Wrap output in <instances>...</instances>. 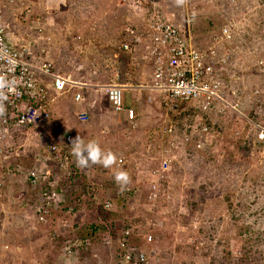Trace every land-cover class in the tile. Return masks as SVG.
Masks as SVG:
<instances>
[{"label": "rangeland", "instance_id": "rangeland-1", "mask_svg": "<svg viewBox=\"0 0 264 264\" xmlns=\"http://www.w3.org/2000/svg\"><path fill=\"white\" fill-rule=\"evenodd\" d=\"M191 4L200 6L192 9ZM7 11L14 40L32 42L36 57L43 50H52L58 70L64 75L70 70L68 75L73 78L82 77L76 67L90 69L91 62L98 65L103 79L109 77L112 73L100 61L109 58L110 49L120 51L122 43H134L135 37L127 33L128 29L137 30L144 39L148 23L170 19L182 31H188L195 43L194 37L211 21H225L216 34L228 26L238 39L233 40L236 52L229 70L239 73L245 81L234 82L228 77L230 85L237 95H257L251 98L252 103L246 101L237 108L244 117L222 105L206 115L194 105L185 106L186 116L178 122L186 119L207 123L210 135L203 149L189 152L191 146L180 145L173 150L176 160L161 175L154 173L162 157L158 144L150 142L149 132L153 136L165 114L159 92L153 90L152 104L149 101V106L140 107L136 130H129L127 123L114 122L111 117L103 124L112 129L108 134L101 133L97 143L117 159L124 156L129 183L133 182L132 188L138 193L129 208L117 205L114 213L133 226L135 237L141 238V243L152 252L149 264H264V149L259 150L252 143L247 151L244 144L249 140L247 119L264 122V0H187L183 6L175 5L174 0H23L18 6L9 5ZM247 43L253 49L256 44L261 49L252 62L255 65L248 62L249 55L238 46ZM118 51L113 52L112 59L119 65L121 61L127 63L121 52L116 55ZM143 72L134 76L146 83L148 73L152 72L149 64ZM68 98L72 99V95L67 94L62 100ZM228 98L229 104L234 105V96ZM222 108L221 113L218 110ZM253 110L255 118L249 115ZM171 116L175 114L170 113ZM61 117L64 121V115ZM98 128L101 131L105 126L94 124L90 130ZM48 136L46 139L50 140ZM36 140L39 139L33 134L21 156L13 158L34 157L37 148L47 142ZM3 152L0 148V264L64 263L61 249L66 236L74 233V228L79 231L96 212L77 203L75 215L55 212L48 224L41 225L31 208L22 204V199L28 200L30 195L31 200L35 193L25 196L20 192L26 193L28 188L20 175L7 177ZM123 164L116 162L111 168L93 165L84 169L86 172L77 168L87 174L89 182L99 178L100 182L93 185L98 186L101 180L123 170ZM156 184L159 196L154 201L148 195ZM141 192L147 195L146 199L140 197ZM163 209L167 211L163 213ZM248 230H253L252 234ZM146 234L153 236V242L144 241Z\"/></svg>", "mask_w": 264, "mask_h": 264}, {"label": "built area", "instance_id": "built-area-1", "mask_svg": "<svg viewBox=\"0 0 264 264\" xmlns=\"http://www.w3.org/2000/svg\"><path fill=\"white\" fill-rule=\"evenodd\" d=\"M22 2L23 0H0V75L17 80L15 91L7 93V112L5 116L0 117V148L4 150L3 160L7 175L14 172L23 174L29 187L26 188V193L24 190L22 193H35L31 200L23 199V207L31 208L36 221L46 225L61 205L62 189L59 181L52 178L53 164H56L59 172L65 176L77 174L66 147L46 139V135H50L52 122L50 106L53 100L50 95L52 93L59 96L74 88H81L83 84L71 76L59 73L55 62L49 56V51L43 50L41 56L36 57L32 42L14 40L7 9L9 5L15 7ZM189 20L187 19L188 22ZM147 26L144 39L141 38L142 34L138 36L137 30L128 29L127 33L133 35L135 41L122 43L119 50L128 57L130 65L137 63L139 58L150 65L152 74L145 86L163 96L162 106L165 114L155 132L160 135L157 148L162 158L158 169L154 171L155 174L161 175L168 171L176 160L173 150L179 149L180 145L183 148L193 145L197 149H203L210 135L207 123L189 122L186 119L179 123L174 118L186 113L185 106L194 105L205 115L219 105L238 112L237 108L243 102L252 103L251 98H256L257 95H237L227 83L228 77L234 82H245L243 76L229 70L233 54L236 52L230 27H223L220 33L214 36V41L209 47L199 49L191 34L172 24L170 19H157ZM132 87L130 82L119 83L115 79L114 83L105 85V90L113 110L124 116L129 130H136L139 126L137 110L128 107L125 98L126 91ZM231 95L234 96V105L229 104L228 97ZM76 97L80 99L81 95ZM248 97L250 99L246 100ZM223 108L218 111L221 112ZM170 113L175 116L170 117ZM238 114L244 117L243 113ZM82 120H88V116L83 115ZM247 121L249 124L245 128L246 135L249 138L256 137L257 141L264 143V122L254 123L251 119ZM33 134L40 141L47 142L37 148L32 166L13 164V156H21L26 142L31 140ZM116 162L119 166L123 164L124 156L119 157ZM39 164L42 165L41 168L38 167ZM102 187H91L90 192H87L89 197H92L97 206L103 205L108 211H117L118 203L107 199L105 195L102 196ZM158 196V185H152L148 197L155 201ZM162 211L165 213L167 209ZM69 212L71 216L73 209L70 208ZM73 230L75 232L77 228ZM134 237V228L130 224L124 229H115L114 232L108 227L102 233V243L113 247L114 251L110 252L109 263L97 264H149L152 252L145 246L131 245L130 240ZM153 240L151 234H146L145 242L151 243ZM87 247V241L79 237L74 240L65 239L61 255L64 259L62 264H76L80 261L79 249Z\"/></svg>", "mask_w": 264, "mask_h": 264}, {"label": "trees", "instance_id": "trees-1", "mask_svg": "<svg viewBox=\"0 0 264 264\" xmlns=\"http://www.w3.org/2000/svg\"><path fill=\"white\" fill-rule=\"evenodd\" d=\"M192 6L193 5L191 4V7ZM196 6H200V5H196ZM196 6H193L192 9L196 8ZM228 8H231V7H228ZM203 13L204 12H202L201 14H203ZM224 23H225V21H220L218 24H215L213 21H211V23L208 24L206 29L203 28V30L199 36L194 37L196 47L199 49H206L207 47H209L212 44V42L214 41V36L216 37L220 33L219 32L218 34H216L220 30L221 26L224 25ZM237 40H238L237 38H234L235 42ZM257 43H258V41H257ZM238 46H240L242 48L243 52H246V54L249 55L250 59L248 62L252 65H255V63H252V62H255L256 56L258 57L257 54H259L261 51L260 48H257V44H256V49H253L252 47H250L248 43L245 45H238ZM110 50H111V51H109L110 54H108L109 58L106 57V58H103L101 60L99 57V59L101 60L100 61L101 65H103L105 68H107L109 70V73L111 74V73L115 72V70H117V68H118V66H117L118 61L116 59H112L113 52L118 51V50H117V48L110 49ZM222 52H223V50H222ZM247 65H248V63L245 64V66H247ZM227 83H228V85H230L229 79H227ZM143 104L144 103H142V105H141L142 107L145 106V104L144 105ZM254 112H255L254 110L250 111L249 115L253 114V117L255 118L256 116H254ZM185 116H186V113H184L183 115H180L178 117H174V118L177 120H181ZM138 119H139V117H138ZM149 132L151 133L150 142L158 144L160 139H159V137H155V135H154L155 131L153 133V136H152V131L150 130ZM255 140H256V137H250L249 140H247L244 143V144H247L245 147V149H247V151L251 150L250 144H252V143H255L257 145L256 147L259 150L264 149V143L263 142L261 143L257 140L255 141ZM190 146L192 148L188 149L189 152H192L191 150H194V149L196 150V148L193 145H189L186 148H188ZM71 157L73 160L74 169L77 170L76 171L77 174L75 176H71V177L65 176L59 172V169H58L56 164H53V166H52V169H53L52 178L57 179L59 181L60 188L62 189L61 205L57 209L56 212H65L69 216L70 215L69 209L71 208V209H73L72 214L74 213V215H75V212L77 210V207H75V206H77V203H79L80 206L82 205L83 207L88 208V210H91L92 212L93 211L96 212V214L91 216V218L89 220L90 222L86 223V225L84 227H82L77 232L76 231L74 233L69 232L68 233L69 235H67L66 238L74 240L77 237H79V238L87 241V243H88V247L86 249L85 248L79 249L78 255L80 257V261H78L76 264H97L98 262L109 263L110 252H111V250L114 251V248L113 247L110 248L108 246L103 245L102 233L105 232L106 229H108V227H109V229H111L114 232L115 229H118V230L124 229V227L128 226L129 224L125 223L123 220H120L119 219L120 215L118 216V215H116V213H114L116 211L111 212V211H108L107 209H105V207L103 205H101V206L95 205V202L92 200L91 197L88 196L87 192H88L89 188L94 185V183L100 182V179L99 178L95 179V181H93V182L90 180V182H89V179H88L89 177L87 176L86 173H84L86 171L84 170V172H83L80 169H78L75 162H74L75 158L72 155H71ZM14 162H16V164L19 163L21 165L30 167L33 164V155L29 156V158H26V157L17 158L14 160ZM122 169H123V171H127V167L125 165ZM263 181H264V177H263ZM101 182L102 183L100 185L103 186L101 193L104 194L107 199L115 200L118 203V205H121V207H123L124 209L129 208V204H131L133 202L134 198L136 197V195L138 193L136 190H134V188H132L133 182L127 184L126 187L124 188V190L121 191L115 182L114 174L111 175L110 178H108V179L106 178L105 180L103 179V181L101 180ZM258 182H259V179H258ZM142 193L143 192H141L140 197L144 198V196H145V199H146L147 195H145V194L142 195ZM83 198H84V200H82ZM79 207H78V209H79ZM117 218L119 220H117ZM121 218H123V217L121 216ZM246 227L248 228L249 226L246 225ZM248 232L250 234H252L253 230H248ZM64 238H65V236H64ZM60 240H61V238H60ZM130 244L131 245L139 244L140 246H144V243H141V238L139 239L136 237H134L130 240ZM192 248L196 249L195 247H192ZM61 250H62L61 252H63V248Z\"/></svg>", "mask_w": 264, "mask_h": 264}, {"label": "crops", "instance_id": "crops-1", "mask_svg": "<svg viewBox=\"0 0 264 264\" xmlns=\"http://www.w3.org/2000/svg\"><path fill=\"white\" fill-rule=\"evenodd\" d=\"M119 52L120 51H118V54L116 55H119ZM54 55V52L49 49V56L55 62L56 69L58 70L59 67H57ZM122 56L124 57V55ZM87 57L90 58L89 54H87ZM90 60H94V57L92 56ZM99 61L100 60L98 58V62ZM123 62L125 61L119 62L121 65L117 64V70L109 75V77L106 76L107 78L105 77L104 79L103 76L99 74L100 71L98 65H95L94 62H91L92 65L90 69H87L85 66L76 67L78 73H80L82 77H71L75 80H79L83 86L81 88H74L71 91L64 93L65 95L71 94L73 100L71 98L62 100L65 95L62 94V96H55L51 93L50 96L53 102L50 106V113L52 116L50 131H52L53 135L50 133L48 136L50 137V141L64 145L69 155H71V141L77 136H81L84 140L89 139L88 141L95 140L96 142H99V139H97L99 138L98 136H100L101 133L108 134L109 129H112L110 125L107 126L106 124H103L108 121V119L112 117L114 122L117 121V123H124V116L113 110L105 90V85L114 83L115 79H117L119 83L130 82L133 84V87L126 91L125 98L127 106L135 108L138 115L141 111L140 107H142V103H144L145 106H149L150 101L152 104L153 90L145 86L148 83L152 72L151 74L148 73V81L146 80V83L142 80L140 81L139 79L137 81V77L134 76L136 73L141 74V72L146 69L147 64L142 60L140 61V58L134 65H130L129 59L127 63ZM67 71L69 74L70 70ZM144 74L147 76L146 72H143V76ZM78 94L81 95L80 99H77L76 97ZM62 115H64V121H62ZM83 115L88 116V120H82ZM94 124L97 126L104 125L105 128L101 131L99 128L96 129L94 132L98 133V135H95V133L90 130L94 127ZM68 138L70 139L68 140Z\"/></svg>", "mask_w": 264, "mask_h": 264}, {"label": "clouds", "instance_id": "clouds-1", "mask_svg": "<svg viewBox=\"0 0 264 264\" xmlns=\"http://www.w3.org/2000/svg\"><path fill=\"white\" fill-rule=\"evenodd\" d=\"M175 5L183 6L187 3V0H174ZM17 86L16 79H8L4 75H0V117L5 116L7 112L6 102L9 99L8 92L15 91ZM71 155L75 158L74 162L76 166L80 169H88L93 165H101L104 168H111L117 161L116 155L111 151H104L99 143L95 140L85 142L81 136H77L71 141ZM34 158V157H33ZM13 160H15L13 158ZM13 164L17 165L16 162ZM23 167H29L24 166ZM31 167V166H30ZM14 175H20L21 181L29 187L28 183L25 181V176L21 173L14 172L10 175H7L8 178ZM114 179L117 186L121 191L124 190L126 185L130 182V177L126 171L119 170L115 172ZM22 193V191H20ZM26 196V194H25ZM27 200V198H24ZM30 199V195H29ZM23 200V199H22Z\"/></svg>", "mask_w": 264, "mask_h": 264}]
</instances>
